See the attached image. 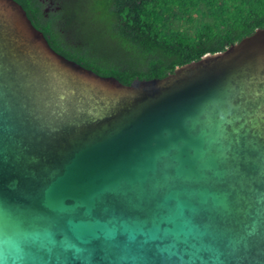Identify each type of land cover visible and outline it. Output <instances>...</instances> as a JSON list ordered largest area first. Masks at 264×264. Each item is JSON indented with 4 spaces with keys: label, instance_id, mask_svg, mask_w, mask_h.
<instances>
[{
    "label": "water",
    "instance_id": "water-1",
    "mask_svg": "<svg viewBox=\"0 0 264 264\" xmlns=\"http://www.w3.org/2000/svg\"><path fill=\"white\" fill-rule=\"evenodd\" d=\"M0 264H264V28L125 84L0 0Z\"/></svg>",
    "mask_w": 264,
    "mask_h": 264
},
{
    "label": "trees",
    "instance_id": "trees-1",
    "mask_svg": "<svg viewBox=\"0 0 264 264\" xmlns=\"http://www.w3.org/2000/svg\"><path fill=\"white\" fill-rule=\"evenodd\" d=\"M49 45L128 84L264 28V0H16Z\"/></svg>",
    "mask_w": 264,
    "mask_h": 264
}]
</instances>
